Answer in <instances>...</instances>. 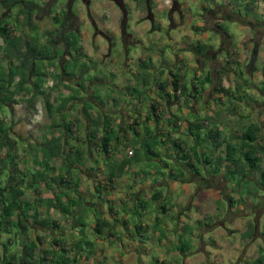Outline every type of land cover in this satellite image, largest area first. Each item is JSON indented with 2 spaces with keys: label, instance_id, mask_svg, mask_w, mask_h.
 I'll list each match as a JSON object with an SVG mask.
<instances>
[{
  "label": "crops",
  "instance_id": "0c3cea01",
  "mask_svg": "<svg viewBox=\"0 0 264 264\" xmlns=\"http://www.w3.org/2000/svg\"><path fill=\"white\" fill-rule=\"evenodd\" d=\"M36 1L41 12L33 15L34 28H21L22 36L44 43L46 31L75 33L77 44L57 64L75 67L56 80L51 102L55 108L74 98L51 117L45 110L36 115L29 96H15L10 108L0 110L18 170L11 174L2 148L0 188L15 177L27 224L25 232L0 229V264H23L24 245L43 235V248L55 257L61 230L72 234L66 242L81 241L78 264H264V92L258 86L264 81V0L238 6L229 0ZM57 13L62 28L53 22ZM76 65L94 73L93 80L84 73L77 82ZM0 66H6L1 56ZM50 67L44 62L40 71ZM139 72L150 75L145 85ZM252 123L261 126L251 143L258 148L256 168L248 169L242 156L249 149L237 148L241 175L224 178L234 169L227 146L238 145ZM109 128L113 135L104 154ZM52 138L60 139L66 163L57 156L42 163L41 150ZM41 165L46 182L34 178ZM66 170L77 183L71 197L82 205L70 215L48 208L59 192L55 180ZM243 182L255 185L256 194L245 195ZM219 201L227 208L225 220L213 219ZM35 218L57 227L44 230Z\"/></svg>",
  "mask_w": 264,
  "mask_h": 264
},
{
  "label": "trees",
  "instance_id": "16d2710c",
  "mask_svg": "<svg viewBox=\"0 0 264 264\" xmlns=\"http://www.w3.org/2000/svg\"><path fill=\"white\" fill-rule=\"evenodd\" d=\"M36 0H0V38L2 39V45H0V56L4 60L5 65L0 66V110L2 107L10 108L15 103V96H29V104L35 103L37 100H41L45 113L51 117L55 113H61L66 104L71 101L74 97H67L61 101V104L54 108L51 102V91L44 89L43 84L47 77V71H40L43 62L51 60H61L63 56L69 54V49L74 48L78 42V38L74 32L68 33L67 35H62L61 31H46L44 32V43H41L40 38L36 36H31L25 38L20 32L19 36H15V29H20L22 27H29L31 30L33 27V15L40 14V6L35 2ZM57 0H53L52 4H55ZM233 5L238 6V3L249 1L253 2L256 0H229ZM53 7V5L51 6ZM49 6V11L51 9ZM12 9H16L17 13L15 19H10V12ZM10 13H9V12ZM61 15L57 13L53 16V22L59 26L63 27L61 22ZM61 38V41L58 39ZM62 46L61 51H57L55 47ZM76 49V48H75ZM11 59H15L16 63H11ZM77 61V60H75ZM71 64L66 62L61 66H58V74L56 70L52 75L54 79V86L52 91L56 87V80L62 81V77H69L71 75ZM78 66V81L86 73L85 66ZM72 67H75L72 66ZM142 70L146 69L145 65L140 66ZM80 72V73H79ZM138 82L144 83L148 82L150 75L141 72L138 73ZM32 78H36V81L32 83ZM93 80V79H92ZM174 92L177 91L178 84L177 81L172 83ZM78 89L74 91H79L81 85L78 84ZM66 88L71 89L70 86ZM164 92V90H161ZM152 110L155 113V106H152ZM85 109H88L87 107ZM91 122V121H90ZM104 128L109 127V123H103ZM137 124V123H135ZM91 125L97 127L98 123L92 121ZM108 125V126H107ZM65 130L70 132V126L64 124ZM261 130V126L257 123H252L248 125L240 138V143L236 146L228 145L226 148V158L233 163V171L225 173L224 178L229 175H241L242 165L240 164V156L237 160L234 159V152L239 148V150L249 149V151L242 154L243 158L247 162V167L250 170L256 168V163L258 158L255 157V151L258 150L256 146L251 147V143L254 144L257 140V135ZM113 129L109 128L105 136L102 138V150L106 154L108 152V147L113 135ZM135 131V130H134ZM136 132V131H135ZM137 135V133H135ZM219 133H216V138H218ZM9 128L5 125L3 119L0 118V150L6 148L8 151L9 165H11V174L15 175L18 172L16 168L15 157L11 158L9 155ZM42 163L47 162L53 157L57 156L63 163H66L68 159L62 157L60 148V139L52 138L47 142L45 149L41 150ZM6 164V161L0 159V164ZM37 162V161H36ZM45 166V165H44ZM41 165L42 171L35 173L34 178L39 176L44 182L47 181L46 166ZM44 170V171H43ZM38 174V175H37ZM264 178V174L262 175ZM59 186V192L55 195V198L48 203V208L51 206L56 209L58 213L63 215H70L73 213V208H81L80 198L71 197L73 193H76L77 183L73 182L70 177L68 170L59 175L55 180ZM247 182L241 183L239 186L244 185ZM61 185H63L61 187ZM21 194L18 187V182L15 177L10 176L8 178L5 188H0V229L6 234H10L13 229H23V232L27 230V224L23 223V217L21 216L20 203L17 201V197ZM256 194V191H255ZM34 224L41 227L44 230H48L50 227L56 228L55 222L48 218H43L34 221ZM45 243V236H37L34 240L29 241L24 245V255L21 257V263L23 264H78L79 258L77 253L81 248V241L78 243H68L65 241L55 240L54 245L57 246L58 253L54 257L52 251L48 248H43ZM70 244V245H69Z\"/></svg>",
  "mask_w": 264,
  "mask_h": 264
},
{
  "label": "rangeland",
  "instance_id": "374dc122",
  "mask_svg": "<svg viewBox=\"0 0 264 264\" xmlns=\"http://www.w3.org/2000/svg\"><path fill=\"white\" fill-rule=\"evenodd\" d=\"M36 3H37V1H35ZM10 12H12V14L10 15V19H15V16H16V13H17V10L16 9H12ZM20 32H21V30L20 29H15V31H14V33H15V36H19L20 35ZM164 41V40H163ZM129 48L131 49V53H130V55H134V48H132V46H129ZM124 51H126V50H124ZM45 62H48L49 64H50V66L51 67H54V68H57L58 66H57V64H58V60H51V61H45ZM44 63V62H43ZM42 68V67H41ZM95 76V74L94 73H85V78L88 80V79H93V77ZM258 86H259V89H261L262 90V92H264V81L263 82H259L258 83ZM104 93L106 92V90H104L103 91ZM109 92V91H108ZM51 94L52 95H54L53 94V91L51 90ZM51 95V99H52V96ZM217 95V94H216ZM247 95V94H246ZM248 95H251V92L248 94ZM218 97L220 98V97H222V98H224L225 97V95H219L218 94ZM38 101V100H37ZM38 104V103H37ZM36 101H35V104H34V110L33 111H35L36 109H35V107H36ZM38 107L39 108H41L42 109V114L44 113V107H43V104L41 105V104H38ZM248 108H244V110H247ZM45 163H46V161H44ZM70 162H71V160H70ZM150 167H152L155 171H156V173H159V172H161V167L158 165V163H153ZM147 169H149V168H147ZM240 188H242V190L244 191V194L245 195H248L249 193V191L250 190H252L254 193H255V191L257 190L256 189V186L255 185H253V184H251V183H245L244 185H241L240 186ZM222 202H224V201H222ZM217 204V208H219L218 209V215H216V217H214L213 219H215V220H220V219H224V217H223V215H224V212L227 210V208H225L224 207V205H222L221 204V201H219L218 203H216ZM227 205V204H226ZM225 220V219H224ZM69 230V229H68ZM62 231V233L63 234H65L64 235V237L63 238H61V237H58V239H60L61 241L63 240V241H68V242H70L71 240H73L71 237H72V234H69L68 232L67 233H65L64 232V230H61ZM46 237H47V239L48 238H51V236H50V234H46ZM75 240H79V238H77V237H75L74 238ZM48 243H50V242H48ZM50 245H52L51 243H50Z\"/></svg>",
  "mask_w": 264,
  "mask_h": 264
},
{
  "label": "built area",
  "instance_id": "2783aa9c",
  "mask_svg": "<svg viewBox=\"0 0 264 264\" xmlns=\"http://www.w3.org/2000/svg\"><path fill=\"white\" fill-rule=\"evenodd\" d=\"M0 45H2V39L1 38H0ZM54 72H55L54 67H50L47 70V77H46V80H45V82L43 84L44 89H46L47 91H51V89L54 86V79L52 77V75L54 74ZM35 112H36V115L39 116V115L42 114V109L37 106ZM132 154H133V151L132 150H129L127 152V155L128 156H131Z\"/></svg>",
  "mask_w": 264,
  "mask_h": 264
},
{
  "label": "flooded vegetation",
  "instance_id": "af4514ba",
  "mask_svg": "<svg viewBox=\"0 0 264 264\" xmlns=\"http://www.w3.org/2000/svg\"><path fill=\"white\" fill-rule=\"evenodd\" d=\"M84 3H87L88 0H82Z\"/></svg>",
  "mask_w": 264,
  "mask_h": 264
}]
</instances>
